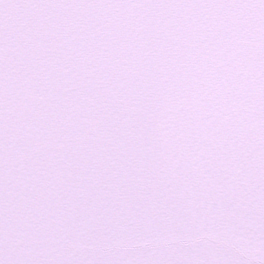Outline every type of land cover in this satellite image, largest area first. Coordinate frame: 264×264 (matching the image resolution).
Wrapping results in <instances>:
<instances>
[{
	"label": "snow or ice",
	"instance_id": "snow-or-ice-1",
	"mask_svg": "<svg viewBox=\"0 0 264 264\" xmlns=\"http://www.w3.org/2000/svg\"><path fill=\"white\" fill-rule=\"evenodd\" d=\"M0 264H264V0H0Z\"/></svg>",
	"mask_w": 264,
	"mask_h": 264
}]
</instances>
